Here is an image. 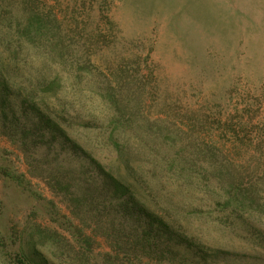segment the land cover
<instances>
[{
  "label": "rangeland",
  "instance_id": "obj_1",
  "mask_svg": "<svg viewBox=\"0 0 264 264\" xmlns=\"http://www.w3.org/2000/svg\"><path fill=\"white\" fill-rule=\"evenodd\" d=\"M126 136L119 244L76 192ZM0 164V264H264V0H0Z\"/></svg>",
  "mask_w": 264,
  "mask_h": 264
},
{
  "label": "trees",
  "instance_id": "obj_2",
  "mask_svg": "<svg viewBox=\"0 0 264 264\" xmlns=\"http://www.w3.org/2000/svg\"><path fill=\"white\" fill-rule=\"evenodd\" d=\"M54 94L56 93L54 92L52 95L47 94L44 97L49 99L51 96H54ZM39 123H45L47 127H50L49 134L52 135L54 140L62 138L63 136L67 137L69 135L68 132L74 135H80L78 131L72 129L71 125H64L63 123H60L59 118L50 117L48 114H46V116H39ZM78 135H76V137ZM80 136L83 138L82 135ZM127 137L128 136H126V138ZM22 139L23 140L19 142H21L23 147L28 143L26 142V139ZM133 143L134 142L131 138L128 137V149L120 151L121 153L118 155L114 154L109 157L106 164L104 161L100 160V157L92 156L94 162L97 163L98 173L97 177L93 178V180H89V182L92 183H88V185L93 186L94 188L88 195L86 191L87 188L76 192L77 196L81 195L82 197H85L86 200H89V202H86L89 205L96 203V200L99 201L100 199H102L101 203H104V206H106L108 202L110 205L114 204L115 208L113 209V212L115 215L112 218H108L106 227L109 232L108 234L111 235L112 239L119 244L128 243V238L125 239L121 237V233L124 235L123 233L126 231L128 232L130 225L128 222V216L133 217L135 214L140 216L141 212L146 209L141 196L138 195V193L132 188L133 186L128 183V168L131 165L129 159L132 160V156L135 155L132 150ZM88 156H90V153ZM85 157L86 156L83 157L84 160L86 159ZM163 160L166 163L169 162V164H175L174 160L176 159L165 155L163 156ZM0 174L5 176L7 179L23 183L24 175L15 171V168L10 167L9 165L0 164ZM212 174L216 175L214 172ZM97 208L101 210L100 204L97 205L96 209ZM151 226L152 225H150V227ZM83 240L86 243H90V238L88 237H85Z\"/></svg>",
  "mask_w": 264,
  "mask_h": 264
}]
</instances>
